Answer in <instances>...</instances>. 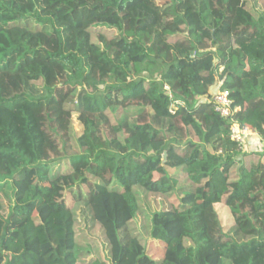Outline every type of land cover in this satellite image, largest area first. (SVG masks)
<instances>
[{"label":"trees","instance_id":"1","mask_svg":"<svg viewBox=\"0 0 264 264\" xmlns=\"http://www.w3.org/2000/svg\"><path fill=\"white\" fill-rule=\"evenodd\" d=\"M244 5L0 0V264H264V151L230 137L264 135V14Z\"/></svg>","mask_w":264,"mask_h":264},{"label":"rangeland","instance_id":"2","mask_svg":"<svg viewBox=\"0 0 264 264\" xmlns=\"http://www.w3.org/2000/svg\"><path fill=\"white\" fill-rule=\"evenodd\" d=\"M244 9L248 11L251 15L254 17H259L260 14H264V0H244ZM147 73H142L140 71V66L138 64H135V70L132 75V79H137L142 76H147ZM215 89H213L214 91ZM125 112L130 116L134 117L136 116L139 112H141V108L139 106H129ZM252 134L255 133L254 135H251L248 138V142L246 144V149L244 151L246 152H256V151H264V135H261L257 130L254 132H251ZM258 133V134H257ZM194 142H199V138L197 136H193L191 138ZM209 146V145H208ZM181 149H183V146H180ZM65 152L66 156H70L75 154V150L71 148L70 144H66L65 146ZM165 157V155H164ZM61 169L63 172H69L70 171V164H69V158H63L61 160ZM237 163L234 166V169H236ZM169 174L171 171L169 169H166ZM66 199L69 204L72 203V195L70 192L66 193ZM172 201L174 203L177 202V199L175 197L172 198ZM221 213V217L224 219L226 223L230 221V212L229 209L225 206H220L219 209ZM82 231H85L87 235H89L91 238L96 239L100 242L107 236L112 234V230L107 227H103L101 224H96L92 228H85L82 226ZM49 235L52 236L51 232L48 231ZM147 250L151 256L154 258H160L162 257V248L160 246V243L153 239H148L147 241Z\"/></svg>","mask_w":264,"mask_h":264},{"label":"built area","instance_id":"3","mask_svg":"<svg viewBox=\"0 0 264 264\" xmlns=\"http://www.w3.org/2000/svg\"><path fill=\"white\" fill-rule=\"evenodd\" d=\"M220 86L221 83H218V88L212 92L211 97L207 99V101L212 103L214 110L221 117L231 118L233 117V114L238 110V108L234 106L229 91L222 90ZM166 88L169 90L168 86H166ZM177 104L183 105L184 103L180 101H176L171 107V111L173 113H175V110L177 109L176 107ZM248 129H252V128L249 126L241 125L239 122L232 119V123L230 126L231 140L237 142L243 151L246 149L248 138L251 135L255 134V133L252 134Z\"/></svg>","mask_w":264,"mask_h":264},{"label":"bare ground","instance_id":"4","mask_svg":"<svg viewBox=\"0 0 264 264\" xmlns=\"http://www.w3.org/2000/svg\"><path fill=\"white\" fill-rule=\"evenodd\" d=\"M249 130V129H248ZM250 132H254V131H251V130H249Z\"/></svg>","mask_w":264,"mask_h":264},{"label":"crops","instance_id":"5","mask_svg":"<svg viewBox=\"0 0 264 264\" xmlns=\"http://www.w3.org/2000/svg\"><path fill=\"white\" fill-rule=\"evenodd\" d=\"M216 89V88H215Z\"/></svg>","mask_w":264,"mask_h":264},{"label":"water","instance_id":"6","mask_svg":"<svg viewBox=\"0 0 264 264\" xmlns=\"http://www.w3.org/2000/svg\"><path fill=\"white\" fill-rule=\"evenodd\" d=\"M166 158V157H165Z\"/></svg>","mask_w":264,"mask_h":264}]
</instances>
